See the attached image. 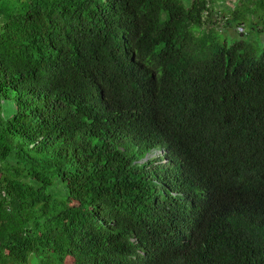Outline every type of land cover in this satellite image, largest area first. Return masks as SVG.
Segmentation results:
<instances>
[{
	"label": "trees",
	"instance_id": "trees-1",
	"mask_svg": "<svg viewBox=\"0 0 264 264\" xmlns=\"http://www.w3.org/2000/svg\"><path fill=\"white\" fill-rule=\"evenodd\" d=\"M214 1L0 0V264H264V0Z\"/></svg>",
	"mask_w": 264,
	"mask_h": 264
},
{
	"label": "rangeland",
	"instance_id": "rangeland-1",
	"mask_svg": "<svg viewBox=\"0 0 264 264\" xmlns=\"http://www.w3.org/2000/svg\"><path fill=\"white\" fill-rule=\"evenodd\" d=\"M239 0H215L214 3L212 2V6L210 4V8L212 9V17L211 20L215 21L217 24H220L221 20H223V17L225 13H223V9L220 8L219 4H226L230 8H234L235 5L238 3ZM2 5H0L1 7ZM221 9V11H220ZM2 24V17L0 16V25ZM13 106L10 102H3V114L5 116H9L13 113ZM156 153H162L161 151H157Z\"/></svg>",
	"mask_w": 264,
	"mask_h": 264
}]
</instances>
